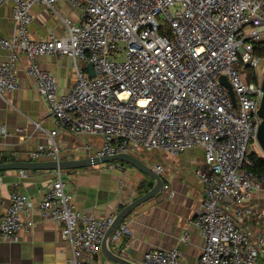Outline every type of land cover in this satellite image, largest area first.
Returning a JSON list of instances; mask_svg holds the SVG:
<instances>
[{
  "label": "built area",
  "instance_id": "2783aa9c",
  "mask_svg": "<svg viewBox=\"0 0 264 264\" xmlns=\"http://www.w3.org/2000/svg\"><path fill=\"white\" fill-rule=\"evenodd\" d=\"M60 2L78 13L76 22L56 9ZM2 5L10 6L13 32L0 36V52L6 53L0 56V98L18 89L23 56L25 73L58 131L99 137L95 156L158 151L176 157L200 149L202 163L194 174L202 199L191 224L202 251L195 264H264V174L247 169L248 146L258 145L264 58L256 48L264 46V0H0ZM34 6L60 21V33L30 36ZM120 55L123 60H115ZM43 57L71 60L75 81L65 94L59 95L56 79L40 67ZM250 71L257 81L248 80ZM55 133L46 134L28 161H61ZM8 136L0 128V138ZM151 168L160 177L164 173L161 164ZM61 173L56 171L42 194L39 216L60 225L70 249L67 264H94L116 213L76 210ZM30 208L26 195L10 193L0 216V243H17L19 233L32 228L21 217ZM127 233L120 227L112 239ZM188 239L184 231L180 241ZM141 264L185 263L173 249L148 252Z\"/></svg>",
  "mask_w": 264,
  "mask_h": 264
},
{
  "label": "crops",
  "instance_id": "0c3cea01",
  "mask_svg": "<svg viewBox=\"0 0 264 264\" xmlns=\"http://www.w3.org/2000/svg\"><path fill=\"white\" fill-rule=\"evenodd\" d=\"M56 9L62 14L67 12L63 15L76 22L78 13L68 5L60 2ZM31 15L28 30L33 39H44L50 32L60 33V21L51 18L42 8L34 6ZM12 32L10 6H0V36L9 38ZM0 56L5 57L6 53L0 52ZM39 65L56 79L59 95L72 87L75 75L69 58L43 57L39 59ZM26 66V59L20 56L17 63L18 89L0 98V128L9 133L8 137L0 138V158H7L4 163L28 161L29 152L45 142L46 134L55 131L54 140L60 147L61 160L95 156L101 139L58 131L54 119L48 114L47 103L36 90L34 81L25 73ZM201 163V150L195 149L169 164L170 168H164L161 179L168 190L162 189L155 198L135 208L119 226L126 227L128 233L117 242L110 238L108 248L135 264H141L148 252L177 249L182 263L195 264L202 251V240L191 221L202 199V186L194 174ZM111 167L103 164L62 172L65 191L72 196L76 210L96 216L117 215L123 207L141 196L138 187L142 186L141 192L144 193L150 190L151 179L136 169ZM19 172H0V216L8 208L10 193L17 191L31 202L30 211L21 216L22 220H30L34 224L28 232L19 233L17 243H0V264H67L70 249L60 237V225L39 216L42 194L55 179L56 172L25 171L26 176ZM184 231L188 232L189 239L181 242ZM94 264L115 263L109 261L100 248Z\"/></svg>",
  "mask_w": 264,
  "mask_h": 264
},
{
  "label": "water",
  "instance_id": "95a60500",
  "mask_svg": "<svg viewBox=\"0 0 264 264\" xmlns=\"http://www.w3.org/2000/svg\"><path fill=\"white\" fill-rule=\"evenodd\" d=\"M86 70L92 77L93 66L92 64L86 65ZM221 84L228 90V93L234 101L233 92L225 78L220 79ZM261 91L262 96L257 111L259 124L256 132V142L264 155V74L261 80ZM118 163L120 165H127L136 169L141 174L146 175L152 181L150 190L141 196L135 198L132 202L123 207L120 212L116 215L112 225L106 231L103 241L101 244L102 254L111 262L115 264H135L129 260L124 259L122 256L113 253L107 246V242L112 238L113 233L119 228L123 221L141 204L146 201L155 198L163 187V181L159 175H157L151 168L146 167L137 157L128 154H118L110 157H97L90 156L87 158L76 159V160H61V161H39V162H9L0 164V172L4 171H71L79 170L84 168L95 167L103 164Z\"/></svg>",
  "mask_w": 264,
  "mask_h": 264
},
{
  "label": "rangeland",
  "instance_id": "374dc122",
  "mask_svg": "<svg viewBox=\"0 0 264 264\" xmlns=\"http://www.w3.org/2000/svg\"><path fill=\"white\" fill-rule=\"evenodd\" d=\"M2 6H4V5H2ZM66 13H65V11L63 12L64 15ZM115 60L122 61L123 60V55H120L119 57H116ZM263 74H264V63L262 62L261 66L259 68L260 82L262 80ZM248 147L251 149L250 153H255L258 156H262V152H261L260 148L258 147V145H255V144L251 143V144H249ZM181 155H183V154H181ZM181 155L173 157V156H169V155L164 154L163 152H158V151H151V152L139 151V152H137V154H135V157H137L138 160L140 162H142L148 168H151L155 164H161L162 166H164V168H170L169 164H172V162H175V160L178 161V159L181 157ZM106 166H108V165H106ZM111 168H131V167L127 166V165L119 166V164H116V165H112ZM62 175H63V173H61V176Z\"/></svg>",
  "mask_w": 264,
  "mask_h": 264
},
{
  "label": "trees",
  "instance_id": "16d2710c",
  "mask_svg": "<svg viewBox=\"0 0 264 264\" xmlns=\"http://www.w3.org/2000/svg\"><path fill=\"white\" fill-rule=\"evenodd\" d=\"M256 55L260 59H263L264 58V46H258L256 48ZM248 80L249 81H257V79L255 77V74L253 72H251V71L249 72ZM6 161H7V158H5V157H1L0 158V164L4 163ZM248 161L250 163V166H248L247 169L250 172H253L255 174H264V158L262 156H258L255 153H250L248 155ZM116 164H118V163H113V164H110V165H116ZM151 186L152 185L149 184L148 187H151ZM142 188H143L142 186L138 187V189H140V193H139L140 195H142V193H144L143 191L141 192V189Z\"/></svg>",
  "mask_w": 264,
  "mask_h": 264
}]
</instances>
